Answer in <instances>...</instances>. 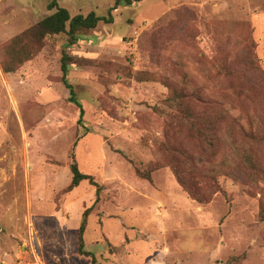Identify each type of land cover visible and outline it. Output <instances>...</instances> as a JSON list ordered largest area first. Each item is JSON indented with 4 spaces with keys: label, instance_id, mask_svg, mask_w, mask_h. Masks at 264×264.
I'll list each match as a JSON object with an SVG mask.
<instances>
[{
    "label": "rangeland",
    "instance_id": "374dc122",
    "mask_svg": "<svg viewBox=\"0 0 264 264\" xmlns=\"http://www.w3.org/2000/svg\"><path fill=\"white\" fill-rule=\"evenodd\" d=\"M51 1L0 0V264H90L77 253L86 209L96 264H264V0H57L112 22L10 59L4 47L54 13ZM227 131L253 155L256 182ZM72 153L98 201L87 181L67 192ZM172 163L217 166L220 191L191 199Z\"/></svg>",
    "mask_w": 264,
    "mask_h": 264
},
{
    "label": "trees",
    "instance_id": "16d2710c",
    "mask_svg": "<svg viewBox=\"0 0 264 264\" xmlns=\"http://www.w3.org/2000/svg\"><path fill=\"white\" fill-rule=\"evenodd\" d=\"M142 0H115L114 7L112 9H115L118 6L121 5H131L134 2H139ZM48 11H53L51 15L46 16L42 20H40L38 23L30 27L29 29L22 32L20 35L13 38L10 45L5 46L7 47V53L8 56H10V59L12 60H20L25 61L29 60L31 55L29 51H32L34 49L38 50L42 44L43 41L52 36L57 35H66L68 37V45H74L78 40L81 39L84 32L94 29L99 22H105V23H111L112 17L109 12L108 18L106 17H98L93 12L89 13L86 16L83 15H76L74 17H71L69 12L63 8L60 7L57 3V0H52L47 5ZM27 49L29 51L27 52ZM19 54V56H18ZM72 58L69 57L67 54L63 53L61 58V71H62V77L61 82L63 85L70 90L71 96L69 97L68 101L74 105H76L79 108V119L78 123H82V117L84 114V111L80 104L78 103L75 94L72 90V86L67 81L68 76V70H69V64H71ZM6 72H10L11 69L5 67L4 68ZM182 95L178 96L177 98H171L170 100H167V103L170 105V101H178L179 98H181ZM179 103V102H178ZM180 107L181 104L179 103ZM180 109V108H178ZM185 118H189V113L184 112L181 110ZM192 130L198 131V129L191 125ZM243 130H241L242 132ZM198 135L196 137L193 136V138H202L204 133L200 130L198 131ZM243 137L248 138L249 136L244 134L242 132L241 134ZM224 141L227 147H229L231 156L237 161V163L241 164V166H249V174L253 181H257L259 178H257L258 175V169L256 167V163L253 159V155L250 153V151L245 147L242 146L239 143V140L233 135L231 131H227L226 135L224 137ZM72 162L69 166L72 178L70 181L69 186L67 187V192H71L73 189L79 187V185L83 181H87L89 185L95 187V201H98L101 186L95 181L94 177L88 174L83 173L80 171L77 163L75 162V158L73 153L71 154ZM220 166H224L226 168L231 166V159L229 157L223 158V160L218 164ZM215 166L213 169L198 174L195 171H192V169H188L186 171L181 170L178 165L172 163L171 168L173 170V174L178 182V184L187 192V195L199 202V203H207L209 200V197H211L213 194H216L220 191V188L217 185L216 181V170ZM152 172V169L147 170L144 172L145 177L147 179H150L149 175ZM199 179H208L209 185L208 190L205 192H202L200 189V185H198ZM89 210L86 209L83 212L81 224L78 229V243H77V253L81 256H86L91 259L90 264H96V259L91 253L85 251V242H84V234L86 231V225H87V218L89 215Z\"/></svg>",
    "mask_w": 264,
    "mask_h": 264
}]
</instances>
